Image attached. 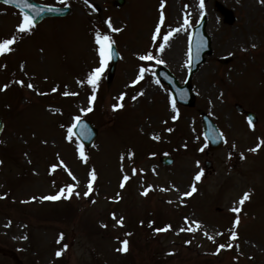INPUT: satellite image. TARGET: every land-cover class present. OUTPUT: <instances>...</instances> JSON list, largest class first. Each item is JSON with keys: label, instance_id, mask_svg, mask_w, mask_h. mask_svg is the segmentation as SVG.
Wrapping results in <instances>:
<instances>
[{"label": "rangeland", "instance_id": "obj_1", "mask_svg": "<svg viewBox=\"0 0 264 264\" xmlns=\"http://www.w3.org/2000/svg\"><path fill=\"white\" fill-rule=\"evenodd\" d=\"M34 1L71 13L18 33L21 13L0 5V42L17 38L0 55V89L8 86L0 90V264H264V3L203 0L201 9L200 0H163V8L162 0ZM161 11L164 24L153 40ZM203 17L212 53L191 80L195 107L174 111L152 69L164 65L183 83L191 28ZM109 19L121 31L113 32ZM176 28L182 30L160 52L163 36ZM96 32L112 37L121 59L111 83L109 61L89 105L91 86L80 81L99 66ZM148 52L164 63L139 59ZM142 66L150 71L133 84ZM237 105L256 110L257 126L249 127ZM201 111L226 137L223 149H208ZM77 116L98 130L92 147H83L86 160L73 133L68 139ZM67 185L74 186L70 198L41 199ZM192 185L194 196L183 195ZM252 190L249 210L239 200ZM123 240L127 252L117 250Z\"/></svg>", "mask_w": 264, "mask_h": 264}, {"label": "snow or ice", "instance_id": "obj_2", "mask_svg": "<svg viewBox=\"0 0 264 264\" xmlns=\"http://www.w3.org/2000/svg\"><path fill=\"white\" fill-rule=\"evenodd\" d=\"M63 2H64V0H61V3H63ZM261 2L264 3V0H261ZM3 3L6 4V5L15 4L21 10L22 20L17 26V32L18 33H30L31 30L35 27V19L32 16H29L27 14V12L24 11V9H26V8H34L35 6L29 4L28 0H3ZM85 3H88V0H85ZM161 7L163 8V0H162ZM200 7H201V9H203V7H204L203 0H200ZM40 11H42V10H40ZM48 11H58V9L49 8ZM38 14H39V12H37V15ZM164 20H165L164 13H163V11H161L159 22H158V24H157V26H156V28L154 30L153 40H156L157 37L161 34V26L164 24ZM187 23H188V20H187V18H185V24H187ZM107 24H108V27L111 28L113 32L121 31V29L112 27V23H111L110 19L107 21ZM181 30H182L181 28L169 29L167 34L163 36V43H160L158 45L159 51L163 52L165 46L168 44V41L173 36V34L175 32H179ZM16 39L17 38H16L15 35H13L11 38H4L2 40V42H0V55H2L4 53H7V52H10L12 50L11 49V45H13L16 42ZM95 43L98 45L97 52H98V56H99V66L96 67L95 69H93L88 74L86 81H80V83L82 85L86 82L88 85L91 86L92 95L89 98V105H91V103L96 100L95 93H96V91L98 89L99 81H100L101 76L104 73L109 61L111 60L112 55H113L112 45L114 44V41H113V39H112V37L110 35H105V34H101L100 32H96V34H95ZM253 47H255V45H253ZM189 56H190V53H189ZM139 59L142 60V61H150V60L155 59L157 64H163L164 63L163 60L154 57L151 52H148L145 55H141L139 57ZM146 71H150V69L145 68L143 66L140 67L138 77H137V79L135 81H133V84L139 82V80H142L144 78V74H145ZM19 83L23 84V81H19ZM7 87L8 86L5 85L4 88L0 89V90H6ZM27 87L28 88H33L34 86L31 83H29L27 85ZM56 90L57 89H55V88L53 89V91H56ZM71 94L72 95H76V93H71ZM64 95H69V93L65 92ZM135 98L136 97H133V99H135ZM121 99H123V97H121ZM122 106H123L122 104L114 105L113 108L116 109V108L122 107ZM172 108H173L174 111H176V103H175L174 99L172 100ZM86 111L87 112L92 111L91 106H89L86 109ZM177 118H178V113H177L176 116H173V119H177ZM75 121H76V123L73 124L72 127H70L68 129V132L70 133V135L68 137L69 140L72 139V135H71L72 134V129L77 127V125L80 124L81 118L79 116H77V117H75ZM248 123H249V125H252L251 118H249ZM169 131H171V129H169ZM81 135H85V133L82 131ZM154 138L158 139L159 137H154ZM260 144H264V140H261ZM258 148H259V145H257V147H255V148H251L249 150L252 151V152H256L258 150ZM78 149H79L81 158L86 160V157L84 156L83 145H78ZM201 151H203V149H201ZM241 158H243V156ZM61 163H63V162H61ZM56 167H57V165H55V164L52 165V170L55 171ZM69 175H72L71 172H69ZM202 175H203V172L198 173L195 176V179L197 181H199L201 179ZM90 176H91L92 181H94L96 179L95 170H92L90 172ZM72 179L75 180L76 177L72 176ZM128 179H129V177L127 175H125L123 177V180L125 182ZM123 186H124V184L122 183L121 187H123ZM73 188H74L73 185H67L65 188H61L56 195L43 196V197H41V199L42 200H49V201H57V200L61 199V197L70 198L71 195H72V192H73ZM88 189H89V191H91V189H92V183L91 182L88 184ZM196 190L197 189H196L195 185H192L191 191L185 192L183 195L191 196L192 193H194ZM65 193H67V195H65ZM143 194L147 195V191H145ZM77 195H79V193H77ZM85 195H88V193H85ZM249 198H250V193L249 192H245L243 194V196L240 198L239 204L243 205L244 202L246 200H248ZM33 199H35V198H33ZM231 211L234 212V213H239L241 211V209L239 207H233L231 209ZM117 223H119L122 226L123 225V219L121 218L119 221H117ZM239 223H240V218L237 215L236 218H235V224L239 225ZM170 228H171V225H168L167 227H164V228H157L156 231L157 232L167 231ZM188 230L192 231L191 228H189ZM231 235H232L233 239L237 238V234H236L235 231H232ZM60 239H63V234H61ZM209 239H212V237H209ZM128 243H129L128 240H123L122 241V247L117 249V250L121 251V252H127ZM225 247H226V245H224V244H220L219 245L220 249H223ZM227 247H231V245H227ZM56 255L60 256V255H62V253L60 251H58L56 253Z\"/></svg>", "mask_w": 264, "mask_h": 264}, {"label": "water", "instance_id": "obj_3", "mask_svg": "<svg viewBox=\"0 0 264 264\" xmlns=\"http://www.w3.org/2000/svg\"><path fill=\"white\" fill-rule=\"evenodd\" d=\"M0 2H3V0H0ZM28 3L31 5H34V8H26L24 9L25 12L29 16H32L35 19V25L40 23L43 19L47 17H60V16H66L70 13V9L68 8H53L58 9V11H48L51 7H45L39 4L34 3L32 0H28ZM12 6H16L15 4H12ZM17 7V6H16ZM42 10V11H40ZM37 12L39 14L37 15ZM204 26L205 23L203 22L199 27H197L194 30L193 34V44H192V50L194 55L193 60V66L192 71H197L198 67L204 62V56L211 54V48H210V39L206 37L204 34ZM118 59V55L113 49V65L111 67L110 76L112 77L115 67H116V61ZM158 72L161 73V76L164 77L165 75H169L166 70H159ZM170 76V75H169ZM169 84L171 85V88L175 91H178L177 86H174V82L169 79ZM189 87V86H188ZM188 87H185L187 91L190 89ZM187 95V93H186ZM180 96V95H179ZM181 97V96H180ZM185 96L181 97L182 103L184 105L193 106L194 105V98L192 97L188 103V100H184ZM205 120V117L203 118ZM206 121V120H205ZM3 130V123L0 119V134ZM84 132L85 135H81V132ZM74 133L79 138V140L87 147L90 148L93 141L97 137V131L93 129L90 122H84L80 121V124L77 125V127L74 128ZM210 143L212 146H219L220 143L218 141H215L214 138H210Z\"/></svg>", "mask_w": 264, "mask_h": 264}, {"label": "bare ground", "instance_id": "obj_4", "mask_svg": "<svg viewBox=\"0 0 264 264\" xmlns=\"http://www.w3.org/2000/svg\"><path fill=\"white\" fill-rule=\"evenodd\" d=\"M171 45H172V44H171ZM179 49H180V51H182V50H183V46H180V48H179Z\"/></svg>", "mask_w": 264, "mask_h": 264}]
</instances>
